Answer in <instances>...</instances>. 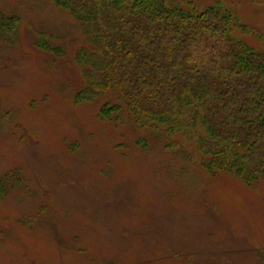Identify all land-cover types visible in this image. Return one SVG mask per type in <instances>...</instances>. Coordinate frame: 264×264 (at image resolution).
Segmentation results:
<instances>
[{
    "label": "rangeland",
    "instance_id": "1",
    "mask_svg": "<svg viewBox=\"0 0 264 264\" xmlns=\"http://www.w3.org/2000/svg\"><path fill=\"white\" fill-rule=\"evenodd\" d=\"M179 1L222 2L264 52V0ZM0 10L20 18L0 40V264H264V182L212 176L125 118L102 120L104 98L76 101L86 40L69 13Z\"/></svg>",
    "mask_w": 264,
    "mask_h": 264
},
{
    "label": "trees",
    "instance_id": "2",
    "mask_svg": "<svg viewBox=\"0 0 264 264\" xmlns=\"http://www.w3.org/2000/svg\"><path fill=\"white\" fill-rule=\"evenodd\" d=\"M50 1L86 40L75 58L85 79L77 103L104 98L102 120L125 118L212 176L264 182V52L236 37L245 27L232 10L222 2L199 10L179 0ZM19 24L0 10V40L12 41ZM38 43L61 52L44 36Z\"/></svg>",
    "mask_w": 264,
    "mask_h": 264
}]
</instances>
